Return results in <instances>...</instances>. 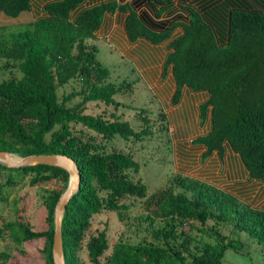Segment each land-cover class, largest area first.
<instances>
[{"label":"trees","instance_id":"trees-1","mask_svg":"<svg viewBox=\"0 0 264 264\" xmlns=\"http://www.w3.org/2000/svg\"><path fill=\"white\" fill-rule=\"evenodd\" d=\"M33 1L0 0V15L17 17L30 10ZM195 1L201 7L185 6L189 11L187 22L168 25L154 23L147 14L141 17L130 3L117 0L87 7H82L84 0H48L43 4V15L29 20L26 28L8 31V27L0 25V58L16 62L22 73L18 79L0 80V150L22 157L67 155L80 173V186L62 216L65 264H80L78 252L94 214L108 209L123 218L127 205L121 200L126 196L145 198V208L163 220V227L153 231L157 240L118 241L101 262L108 241L105 229L100 230L85 243L93 264H220L225 252L235 247L231 239L211 226L216 243L191 245L185 234L176 241L181 225L190 221L232 224L264 247V208L179 173L171 184L148 195L146 185L129 173L138 172L140 167L130 153L107 152L92 135L83 136L81 129L75 132L79 124L105 139L119 135L142 140L151 134L144 115H140L144 126L134 130L126 120L85 112L90 101L119 105L114 94L131 87L125 80L117 85L106 81L110 70L97 59V46L90 42L106 13L124 11L130 41L140 37L152 43L170 39L162 77L171 67L176 83L173 105L180 101L183 86L208 93L207 100L199 105V118L202 126L209 114L210 129L191 140L204 146L201 160L213 151L223 158L228 148L239 156L249 179L264 184V0ZM166 6L154 7V17H160ZM178 26L182 32L172 38ZM74 78L81 80L80 89L59 98L58 87ZM75 97L80 99L69 104ZM160 116L166 118L164 112ZM1 169L9 174L5 180L0 179V203L5 200L4 186L13 185L18 178L14 173L19 180L30 176L29 185L57 181L43 200L46 229L33 230L24 205L15 210L13 220L0 228V233L8 230L17 245L43 238L45 262L53 264V211L68 184V172L46 164L7 167L0 161ZM174 186L178 189L174 190ZM8 258L6 251L0 252V264Z\"/></svg>","mask_w":264,"mask_h":264},{"label":"rangeland","instance_id":"rangeland-1","mask_svg":"<svg viewBox=\"0 0 264 264\" xmlns=\"http://www.w3.org/2000/svg\"><path fill=\"white\" fill-rule=\"evenodd\" d=\"M31 17H34L32 12H22L17 17L0 15V25L8 27V31L22 30L28 26ZM184 20L187 21V18L185 17ZM95 44L98 49L97 59L110 70L106 81L117 85L125 80L131 83V87L114 94V100L118 101L119 105H106L101 101H90L86 104L85 112L126 120L134 130H140L144 126L143 121L140 119V115H144L148 118V128L151 130V134L145 136L142 140L123 139L119 135L105 139L79 124L75 125V132L79 133L81 129L83 136L92 135L97 142L105 146L107 152L117 150L130 153L140 167L138 172L131 170L129 173L134 179H139L146 185L148 195L171 184L172 178L178 173L202 178L203 176H200V173L207 170L200 169L206 163L205 160H201V157L195 156L194 164L190 163L192 165L187 168H181L178 162L181 158L180 155H183L182 152L180 153L183 148L193 149L197 146V144L191 142V139L199 135L195 131L201 132L202 126L196 123V127L193 128L191 124L189 131L194 134L193 136L183 137V135H180L176 137L170 129V126H173L172 119L175 118L174 115L177 113L176 111L170 112V110H173L171 101L168 102L169 104L164 103L163 105L154 92L146 87V82L139 72L136 69L133 70V65L121 56L113 44L111 45L103 38L96 39ZM21 75L22 73L16 62L0 58V80L18 79ZM80 87L81 80L79 78L71 79L66 84L58 87V96L61 98L62 94L79 90ZM79 99L80 97H75L69 104H74ZM142 109L144 113L140 112ZM161 112L165 113L166 118L160 116ZM193 115L191 113V117ZM196 116L197 113L194 118ZM186 117H188V114ZM217 163L220 166L218 171H221L216 174L214 170L213 174L208 175L206 182L222 188L227 186L238 187L252 181L244 173V175L237 177L235 180L237 183H232V180L222 173L224 158L220 159L218 157ZM8 174L9 171L1 169L0 179L5 180ZM14 175L18 177L16 182L11 186H4L3 189L5 200L0 203V228L5 222L13 220L15 210L24 205L26 217L33 230L46 229V209L43 200L47 191L57 186V181L52 180L39 185H29L30 176L19 180L17 173H14ZM238 175H240L239 172ZM258 185L260 184L252 185L247 191H239L237 195L254 207L264 208V186L257 187ZM177 189L174 186V190ZM144 199L134 196L124 197L121 202L127 205V209L123 212V218H120L116 211L108 209H102L92 216L90 226L85 232L84 240L78 252L80 264H93L88 258L85 243L90 236L103 229L106 231L108 249L100 257L101 262L106 260L118 241L139 243L157 240L153 231L163 227L164 223L163 220L155 218L151 210L145 208L143 205ZM211 226H215L222 234L230 238L235 245L233 249L225 252L220 264H264V247L256 243L246 233L234 229L232 224L214 225L213 220H208L204 224L199 221H190L181 225L176 241H180L185 234L189 237L191 245L200 242L216 243L214 236L211 234ZM180 231H183V234H180ZM43 242V238H37L17 245L9 236V231L4 230L0 233V252L6 251L9 254V258L4 264H46L42 253Z\"/></svg>","mask_w":264,"mask_h":264},{"label":"crops","instance_id":"crops-1","mask_svg":"<svg viewBox=\"0 0 264 264\" xmlns=\"http://www.w3.org/2000/svg\"><path fill=\"white\" fill-rule=\"evenodd\" d=\"M47 1L48 0H34L31 4L30 10L25 12H32L34 14V17H31V19H35L38 16L43 15V4ZM102 1L107 0H84V2L82 3V7L91 6ZM117 1L130 3V5L136 10L139 16L142 17L144 14H147L152 17L151 19L154 21V23L159 25H168L174 21H185V17L188 21L189 11L185 9V6L190 5L199 9L201 7L200 4L195 0H171L169 3L158 2L156 0ZM164 5L167 6L163 9L160 17H154V7L161 9ZM126 16L127 12L119 10L115 11L114 13H106L103 17L102 24L95 32V38L91 39L90 42L95 44L96 39L103 38L111 45L113 44L114 47H116V49L120 52L121 56L123 58H126L133 65V70L136 69L139 72L140 76L146 82V87L154 92V94L157 96L160 102L163 103V105L164 103L167 104L171 101L172 95L176 88V83L171 71V67L168 68L166 75L162 78L163 64L168 52L170 51L168 48L170 39H167L160 43H152L143 37H140L135 41H130L125 29ZM181 32L182 28L180 26L176 27L172 32V38L177 34H180ZM208 97L209 95L206 91H193L187 86H183L180 101L177 104L173 105V110H170L171 113L173 111L177 112L175 113L176 115H174L175 118H173L172 116L173 126H170L171 131H173L176 137L180 135H183V137L194 135L189 131L190 125L192 124L191 126H194V128L196 127V123H199L200 125L199 105L203 101L207 100ZM191 113L194 114L192 117ZM196 113L197 116L194 118ZM185 114H188V117H186ZM209 129L210 116L208 114L204 124L202 125L201 132L198 133V131H196L195 133L202 135L208 132ZM204 150V146L200 144H197V146L193 149L183 148V150L180 151V153L182 152L183 155H180L181 158L178 161L180 167H190V165L194 164L195 156L200 158ZM218 157V153L216 151H213L211 155L205 159L206 163L200 169H206L207 171L201 172L200 176L203 177H198V179L207 181V178L209 177L208 175L213 174L214 170L216 171V174L221 171H218V168L220 167L217 163ZM219 158L222 159L221 157ZM223 158L224 167L222 173L223 175L229 177V179L232 180V183H237L235 181L237 177L244 175V173L249 179L248 172L243 168L240 158L235 152L226 148ZM238 172L240 173V175H238ZM251 180V182L247 184H241V186L238 187L227 186L222 188L237 195V192L239 193V191H247V189H250L254 184H260L257 187L264 186V184L255 179Z\"/></svg>","mask_w":264,"mask_h":264},{"label":"water","instance_id":"water-1","mask_svg":"<svg viewBox=\"0 0 264 264\" xmlns=\"http://www.w3.org/2000/svg\"><path fill=\"white\" fill-rule=\"evenodd\" d=\"M10 155L16 158L13 159ZM0 161L5 163L7 167L46 164L63 168L68 172V184L59 196L53 211V239L51 247L53 264H65L61 234L62 216L71 196L80 186V173L74 160L63 154H32L22 157L8 151L0 150Z\"/></svg>","mask_w":264,"mask_h":264},{"label":"bare ground","instance_id":"bare-ground-1","mask_svg":"<svg viewBox=\"0 0 264 264\" xmlns=\"http://www.w3.org/2000/svg\"><path fill=\"white\" fill-rule=\"evenodd\" d=\"M13 159H15V156H13V155H10Z\"/></svg>","mask_w":264,"mask_h":264}]
</instances>
